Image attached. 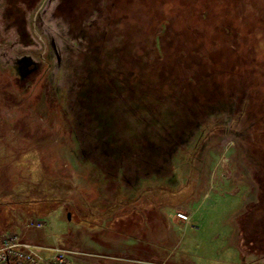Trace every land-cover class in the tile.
<instances>
[{
    "label": "rangeland",
    "instance_id": "obj_1",
    "mask_svg": "<svg viewBox=\"0 0 264 264\" xmlns=\"http://www.w3.org/2000/svg\"><path fill=\"white\" fill-rule=\"evenodd\" d=\"M155 1L39 0L27 15L35 47L15 46L0 33V231L131 256L110 259L115 264H136L140 248L169 262L184 255L193 264H264V232L246 226L264 214L257 207L264 202V0ZM123 12L143 24L141 42L150 51L141 97L161 117L171 114L168 126L177 137L160 143L161 160L148 168H109L107 156L96 152L99 133L89 127L100 125L93 115L102 109L80 84L91 74L86 86L102 90L94 72L119 36L135 47L131 38L140 34ZM197 83L209 88L207 100L185 105L182 88ZM160 90L171 96L164 99ZM133 118L123 122L125 132L114 133L115 147L137 156L140 143L124 145L129 128L143 135ZM24 200L51 201L54 208L38 213ZM176 208L188 220H175ZM155 209L169 218L165 229L153 234L144 225L123 235L122 218ZM34 217L42 228L25 227ZM251 236L257 244L244 255L240 243L244 249Z\"/></svg>",
    "mask_w": 264,
    "mask_h": 264
},
{
    "label": "trees",
    "instance_id": "obj_2",
    "mask_svg": "<svg viewBox=\"0 0 264 264\" xmlns=\"http://www.w3.org/2000/svg\"><path fill=\"white\" fill-rule=\"evenodd\" d=\"M0 2L2 4L1 11L2 14H4L3 17L6 16L5 18L26 19L27 15L34 9V7L39 2V0H0ZM161 2L162 0L155 1L156 4H160ZM155 12H158V10H156ZM6 13L7 15H5ZM123 13L124 16L126 17L125 18L126 22L128 23L131 22L132 25L135 24L137 28L136 33L140 34L139 36L135 35L131 38L133 41H135L133 42L134 44H136L135 47L131 46L130 48H128V46L125 45L126 44L125 39H122V36L117 35L119 36L117 39L119 41L110 49L108 53L110 54L111 52L112 55L105 58L103 57L102 59L103 63L100 65L101 66L100 69H98L97 72L96 71L94 72V77L98 78V80H96V82L91 81V82H95L94 84H98V85L102 84L103 86L106 87V90L104 91L102 85H101L102 90H100V88L97 87L88 88V86H86L89 82L91 74H88L86 82L83 83V81H81L80 84L83 85L82 92H84L85 97L89 98L90 97L89 94H93L95 96V97L92 96L94 100L100 102V109H102V113L100 114L96 112L93 115L95 117L94 121L95 122L97 121V123H100V125L102 126L104 125V122L108 125L107 127L104 126L103 129H100L101 126L99 124L96 125V123L92 120L95 123V125L89 127L90 128L89 132L95 130L99 133V135L96 136L94 142L92 141V144H95V148L97 146L96 152L97 153L100 152L101 154L103 152L104 157L107 156L108 158L107 165L110 166L109 168L112 167L120 168L121 166L126 164H129L130 167H133L132 165L137 164L141 167L145 166L146 168H148L151 164H154L155 162H159L161 160L159 159V157H161L160 143L163 144L165 142L164 140H166V142L169 145H172L177 141V137L171 136L172 134H174V129L173 127L172 129H170V127L168 126V124H170L169 119L171 118V114H168L167 117H161L158 113L155 112V109L152 106L146 104L143 97H141V93L144 92L143 89L146 84L145 74L148 72L143 69L144 67H146L143 61H145V59L148 58L147 54L150 53V51L148 45L142 43L143 40L141 33L143 30V24L137 23L135 20L130 18V15H128L125 12ZM156 16H158L157 19L162 18V15L159 14V12ZM124 22L122 26H124ZM153 29H155V26L153 27ZM127 33L129 34L130 32L127 31ZM148 39L150 40V38ZM152 44H154L153 47L155 48L156 47L155 40L152 42ZM152 53L153 54L155 53V49L154 50L152 49ZM94 59L96 58H93V60ZM98 63L99 61L96 62L91 61V64H93L94 66H96ZM173 89L174 91L176 90V85L173 87ZM182 89L183 91L187 92V97L185 98L187 101L185 99H184L185 101L182 99V102H185V105L186 103L187 105H189L188 102L189 101L191 102L192 100L195 99L196 101L197 100L205 101L209 96L208 95L209 88H207V86H205L204 84H202L201 86L198 83L195 85L191 84L190 88H182ZM164 90L163 91L160 90L161 95L162 96L165 95L164 99H167L171 96V94L168 91L166 92ZM190 90H193L195 93H190ZM79 96L81 97L79 98ZM79 96H78V101L82 98L84 99L83 93L80 94ZM163 104L164 103H162L161 105ZM127 105L129 108L127 107ZM129 105L134 107L137 106V111H135L134 108H131ZM187 107L191 108L190 106ZM175 108L176 107H174V109ZM188 112L186 113L188 114ZM174 113H176V116L178 115V108L175 109ZM133 117L135 118L137 117L138 119L137 118L135 119ZM124 118L125 119L127 118V120H124ZM129 118L135 119V122L139 123L141 127H143L142 134L145 135V136L143 135L139 136L137 129L132 130L129 128V130H127L128 135L125 137L127 140L126 142L124 141V145L125 146L128 145L129 147L130 146L134 147V145L137 142L138 144L140 143L142 145L141 146L142 151L137 152L138 157L135 156L136 154H128L125 153L121 148L115 147L120 132H125L126 130L123 122H127ZM89 119L91 120V118ZM114 133H117L118 136L116 137ZM102 136L105 137V139L107 140H104ZM144 137L146 138L151 137V139L143 140L142 138ZM89 138L91 137L89 136ZM45 202L47 201L41 203L39 202L40 205L42 206L37 208L35 205L39 204L38 201L34 200L28 202L24 200V203L33 204L31 208L35 209L36 212L43 214L54 208L53 202L51 201L47 202L48 204H45ZM257 207L260 209L259 212L264 213V202L260 203V205H257ZM252 212L253 211H251V213ZM251 213L249 212V215ZM246 215L245 217L248 218L249 215L247 216ZM251 217H249L250 223L247 224L246 226L249 227L252 231L253 229H255L256 231L261 230L260 232H264V214L258 217L257 215L252 218ZM5 230L4 229L1 230L0 233ZM256 231L252 233L255 234L257 233ZM255 238H256L255 236L253 238L251 236V238L245 240V242L247 243L246 245L244 243V248L249 249L252 246H256L254 245V243L257 244ZM260 238L264 239V233L262 234L260 233ZM252 249L256 251L257 249L260 250L263 248L258 247Z\"/></svg>",
    "mask_w": 264,
    "mask_h": 264
},
{
    "label": "built area",
    "instance_id": "obj_3",
    "mask_svg": "<svg viewBox=\"0 0 264 264\" xmlns=\"http://www.w3.org/2000/svg\"><path fill=\"white\" fill-rule=\"evenodd\" d=\"M175 217L186 221L189 215L183 208L175 209ZM44 226L42 218L34 217L25 222L28 229H40ZM77 251L62 246H47L24 239L13 229L0 233V264H72Z\"/></svg>",
    "mask_w": 264,
    "mask_h": 264
},
{
    "label": "crops",
    "instance_id": "obj_4",
    "mask_svg": "<svg viewBox=\"0 0 264 264\" xmlns=\"http://www.w3.org/2000/svg\"><path fill=\"white\" fill-rule=\"evenodd\" d=\"M139 211L134 212L135 214H139V216H131V217L126 216L125 218H122V221L125 224L124 226L127 227V229H126L127 232L123 233V235H125V237H126V234L128 233V231L135 230V228L142 230L144 225L148 226L149 233L151 232V233L155 234V233H157L158 229L159 230L165 229V223L169 222L168 221L169 218L166 217V215H164V213L162 211H159L156 209L152 210V212L151 211L150 212L145 211L143 213L142 211H140V212H142V219L140 218L141 214ZM131 214H133V211L130 213V215ZM174 219L179 221V222L181 221V220L177 219L175 217V215H174ZM161 223H163V224H161ZM131 236H134V235H131ZM122 237H124V236H122ZM71 248H72V250L78 252L77 254H75L73 256L72 264H115L114 261H112V260L116 257H125V258L131 257L130 255H127V254L122 255V254H117V253H113V252H107V251H104L103 249H101V250L100 249H94V250H88V251L81 252L79 250H76L77 248H75V247H71ZM244 249L240 243V253H242V254L244 253V255H245V253L246 254H252V253H250L251 251L248 248H244ZM246 249H248V250L246 251ZM139 251H141V252H139ZM144 251H146V250H142L141 248L137 249V255L138 256L137 257L135 256L136 260L135 261L132 260V261H134V263H136V264H190V263L193 264V262L189 259H186L187 257L184 255H181V257L178 260L176 259L175 261L169 262V261L164 260V259H161V260L156 259L155 257L158 255V252H156V253L152 252V253H148L146 255V253H144ZM182 258H183V260L181 261ZM110 259H112V260H110Z\"/></svg>",
    "mask_w": 264,
    "mask_h": 264
},
{
    "label": "flooded vegetation",
    "instance_id": "obj_5",
    "mask_svg": "<svg viewBox=\"0 0 264 264\" xmlns=\"http://www.w3.org/2000/svg\"><path fill=\"white\" fill-rule=\"evenodd\" d=\"M0 5L1 2H0ZM2 6L0 7V33L4 36H8L9 40L11 41V44H14L15 46L23 47V48H28V47H35V44L37 43L36 40L33 38L31 31L29 30L28 23H27V18L26 19H13V18H5L3 17L4 14H2L1 11ZM7 15V13L5 14ZM28 45V47H27ZM30 45V46H29ZM18 58L15 59V66H17L18 63ZM21 60V59H20ZM24 61H20L19 68L20 73L23 74L22 76L24 77L25 74H27L26 70L23 68ZM35 67V68H33ZM37 66L32 65V70L36 71ZM31 70V71H32ZM20 74V75H21ZM22 77V78H23ZM21 78V77H19ZM21 78V79H22Z\"/></svg>",
    "mask_w": 264,
    "mask_h": 264
},
{
    "label": "water",
    "instance_id": "obj_6",
    "mask_svg": "<svg viewBox=\"0 0 264 264\" xmlns=\"http://www.w3.org/2000/svg\"><path fill=\"white\" fill-rule=\"evenodd\" d=\"M67 217L69 218V217H70V215L68 214V215H67Z\"/></svg>",
    "mask_w": 264,
    "mask_h": 264
}]
</instances>
